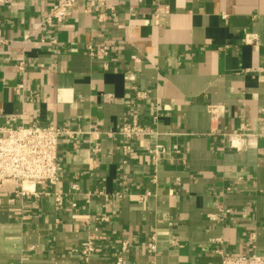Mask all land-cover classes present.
<instances>
[{
	"label": "crops",
	"instance_id": "1",
	"mask_svg": "<svg viewBox=\"0 0 264 264\" xmlns=\"http://www.w3.org/2000/svg\"><path fill=\"white\" fill-rule=\"evenodd\" d=\"M62 1L0 0V129L76 133L38 199L0 186V264H83L90 239V264L263 255L264 0H76L43 28ZM134 115L154 135L124 140Z\"/></svg>",
	"mask_w": 264,
	"mask_h": 264
},
{
	"label": "built area",
	"instance_id": "2",
	"mask_svg": "<svg viewBox=\"0 0 264 264\" xmlns=\"http://www.w3.org/2000/svg\"><path fill=\"white\" fill-rule=\"evenodd\" d=\"M76 0H64L57 7L51 9L44 18L43 28H53L62 24L68 15L76 8ZM253 37L248 42L255 41ZM55 43V42H54ZM88 51L94 55L96 51L107 54L108 48L95 49L93 45L88 46ZM20 73L26 72V64L20 61L16 65ZM22 88V86H20ZM150 90H140L135 94L137 102L144 103L150 98ZM156 119V117L154 118ZM76 133L70 129L60 128L53 125H31L19 126L17 128L0 129V186L12 185V195L18 197L22 202H31L32 198H39L41 193L36 190L37 186H55L59 181V143L63 135L72 136ZM119 134L126 141L142 139L154 135L153 129L143 125L138 115H134L129 122L122 125ZM240 138L248 136V131H242ZM256 136H264V128ZM232 141V137L229 136ZM238 149H240L238 147ZM125 154L128 147H124ZM164 153L162 146L151 149V159L154 163ZM77 189L76 186L73 187ZM49 195L48 193H46ZM60 201V196L56 198ZM149 250L154 252L155 245H149ZM126 245H123V251ZM75 252L79 255L83 264H90L92 257L96 254V244L92 239L81 243ZM221 264H264V254L250 253L248 255H231L219 252ZM116 264H122L121 259Z\"/></svg>",
	"mask_w": 264,
	"mask_h": 264
}]
</instances>
